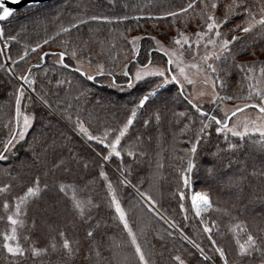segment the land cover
<instances>
[{
    "label": "trees",
    "instance_id": "trees-1",
    "mask_svg": "<svg viewBox=\"0 0 264 264\" xmlns=\"http://www.w3.org/2000/svg\"><path fill=\"white\" fill-rule=\"evenodd\" d=\"M189 2L50 0L33 5L30 10L26 7L17 9L15 16L0 24L4 28L3 37L15 36L16 41L28 47L48 40L36 58L16 61L17 45L7 53L10 61H16L14 73L20 76L30 71V78L35 81L31 87L26 84L22 99V109L34 119L25 140L16 143L7 153L8 159L0 160V187L9 186L7 192L0 193V233L10 231L8 212L2 207L5 200L11 205L13 198L22 195L37 176L41 187L46 183L48 189L39 198L30 200L20 217L23 225L18 226L17 233L21 246L26 249L24 255L12 256L0 246V264H137L130 238L114 207L109 205V180L150 264H178L174 261L177 255L185 260V264H222L210 244L209 234L203 232L201 219L211 227L212 238L224 247L230 264H261V252L238 256L235 242L237 238L244 242L251 233L264 244V149L257 143L259 134L253 133L243 139L229 134V140L225 141L221 134L209 129V137L201 140L198 146L195 158L198 167L190 174V183L186 187L180 171L186 165L181 157H186L185 150L191 146L189 142L195 140L201 117L188 103L191 99L186 91L180 90L174 82L160 89L157 96L151 97L138 110L128 133L122 138L121 157L103 161V155L107 154L105 147L88 139L75 126L79 116L93 135H102L106 128L115 129L127 120L139 98L150 90V84L160 81L156 77L146 78L129 89L123 76L124 66L128 65L130 76L134 67L149 60L173 69L172 65L167 66V57L158 50L156 42L160 37L172 40L177 29L194 33L198 26L202 27L198 15L201 10L199 0L187 13L175 18L164 15L185 7ZM244 2L257 13L264 6V0ZM229 3L231 0H218L215 15L222 17L225 5ZM90 16L108 19H87ZM77 19L86 22L67 33L60 31L75 24ZM244 21L243 14L234 15L222 26V31L229 33ZM133 34L141 37L136 41L135 51L130 43ZM232 35L243 38L231 46L232 55L227 61L221 59L214 66L226 82L223 90L217 88L220 96H233L234 99L201 103L205 113L218 118L222 116V103L242 106L245 102H259L255 94L252 100L245 98L248 84H256L257 74L264 64V34L257 27L250 33L233 31L226 38L230 40ZM74 47L78 58L84 59V65L96 70V65L102 64L105 75L87 80L75 71L78 65L70 55L65 57L67 68L56 63L58 57L55 55H48L41 65L35 66L42 62L43 52L71 53ZM186 55L190 53L186 52ZM233 56L236 63L245 62L247 66L256 62L254 73L247 74L253 75V80L245 79L246 72L235 66ZM0 65L2 141L15 125V91L21 80L3 66L1 54ZM29 66L32 67L28 70ZM109 71L116 77V84L122 87L112 86L106 75ZM214 78L213 74L210 81ZM38 94L48 101L47 105L38 100ZM228 143L238 147L229 149ZM129 151L133 155L129 156ZM101 165L108 180L99 175ZM219 171L228 174L229 181L221 185L215 183L211 178H222ZM125 179L128 182L121 183ZM60 183L74 184L80 199H91L93 206L85 210L83 217L73 210L71 191L62 193L58 190ZM180 191L185 193L183 200ZM194 192H207L213 204L201 216H196L191 207ZM173 221L175 226H172ZM212 221L216 222L215 225ZM236 224H240L243 230L234 229ZM89 230L93 232L92 237L87 235ZM60 232L70 241L73 255L69 256L62 248ZM191 241L199 244L211 259H205ZM32 247L46 251L33 256Z\"/></svg>",
    "mask_w": 264,
    "mask_h": 264
},
{
    "label": "snow or ice",
    "instance_id": "snow-or-ice-1",
    "mask_svg": "<svg viewBox=\"0 0 264 264\" xmlns=\"http://www.w3.org/2000/svg\"><path fill=\"white\" fill-rule=\"evenodd\" d=\"M13 4L18 3L19 0H12ZM36 3V0H29L26 3V10H30L33 5ZM201 5V10L199 12V18L202 23V27L198 26V30L194 33H186L180 29H177V35L172 38L173 47H165L159 41H157L158 50L163 52L164 56L167 57L166 64L174 65L175 71L169 67L162 66H154L152 61L149 60L148 63L142 64L136 68L134 74L130 76L128 71V65L124 66L123 76L126 78V86L131 89L135 84L141 81H146V78L156 77L160 82L155 84H150V90L147 91L141 98H139L138 103L131 109V114L128 116L127 120L120 125L119 127L112 129L106 128L102 135H93L89 128L85 126L83 120L80 119L79 116L76 118L75 126L78 131L85 135L88 139L92 141H98L100 145H103L107 150V154L103 155V161H109L112 157H121L122 152L120 150V145L122 138L126 136L129 131L130 126L134 122V118L137 115L139 109L143 108L145 103L151 98L155 97L159 94V90L164 88L170 82H174L179 85L180 90H183L185 87L184 82L192 85L195 83L193 79L190 78L186 69H195L197 73H203L205 75L204 83L208 84L211 76L214 74L215 78L211 80V86L213 88L212 102L222 99H234L233 96L221 97L217 88L223 90L226 87V82L220 77L218 74V69L214 66L215 62L220 61L221 59L227 61L229 56H231V46L234 42L241 40L243 37L232 35L231 39H227V35L233 31H240L242 33H250L259 27L262 30V34H264V6L259 9V12L252 11L249 7L246 6L244 0H231V3L225 5V12L222 17H217L215 12L218 6V0H199ZM197 4V0H190V2L183 8H179L177 11L164 13L166 16H171L173 18L177 17L179 14H184L189 11V9H193ZM238 10L240 12L238 13ZM243 14L245 16V21L242 25H237L235 28L229 30V33H225L222 31V26H224L234 15ZM16 15V10L13 7L6 6V0H0V24L8 22L10 18ZM87 19L89 20H107L108 17L101 16H90ZM86 21L83 19H77L75 24H70L68 27H63L60 29L61 32L67 33L70 29L75 28L79 24H83ZM175 22V21H174ZM4 28L0 26V37L4 36ZM194 38V39H193ZM15 36H9L8 40H15ZM141 39V37H133V50H136L135 42ZM152 39H155L154 37ZM204 43L205 53L200 56L201 63L189 62L185 64L184 62V46L187 45L189 49H192L195 46V50L193 51V57L199 55V46L201 43ZM44 44L48 43V40L43 41ZM67 42H65L66 44ZM211 45V51L207 50L208 46ZM5 47H7V42L5 43ZM41 47V44L37 43L35 47L31 50L36 51ZM2 51V50H0ZM28 55L27 49L25 50L22 56L18 58L23 60L25 56ZM48 55H55L58 57L56 63L63 65L67 68L69 65L65 63V57L70 55L72 59L76 60L77 67L75 71L81 73L83 76L87 78V80L92 81L96 79L98 76H104V66L102 64L96 65V70L92 73H89L87 70L83 68L84 59L78 58V52L74 47L71 53L65 51H59L55 53L46 52L42 53L41 59L47 57ZM136 57L133 56V59ZM212 60V63H209V60ZM233 63L235 66L246 72L245 79L253 80L255 77L253 75H247L254 73L255 71V61L252 62L253 66H247L245 62L236 63L235 57H232ZM13 64L16 63L15 60L12 61ZM91 64V61H88ZM2 67V65H0ZM32 66H29L31 68ZM169 73H172L169 75ZM260 73L264 76V64L260 67ZM30 71L25 72L23 75H20L19 80L24 83L20 85L19 88L15 91V125L12 127L11 132L4 140L0 141V160L8 159L7 153H9L20 141L25 140V134L28 132L30 126L32 125V121L34 117L28 114L26 111H22V99L25 96L24 84L29 85L31 87L35 81L30 78ZM106 75L111 79V84L114 87H122L121 85L116 84V77L114 74L109 71ZM57 83H63V81H57ZM260 81L257 80L256 84H259ZM256 84L249 83L248 84V94L245 98L246 100H252L253 94L259 98V102L253 103H243L242 107L237 106L234 110L225 111L221 107V111L224 113L222 116L218 118L217 115H213L211 113H205L204 108L201 106V103H195L193 100H189L188 103L194 108L201 117V126L196 135L194 141H190V148L186 149V157H181L182 162L186 165L180 169L181 178L183 180V184L187 187L190 183V174L194 171L198 165L195 162V158L198 154V146L201 140H204L209 137L210 132L209 129H214L215 133L221 134L225 141L229 140V134L231 137H239L241 139L246 136H250L253 133H258L260 140L257 141L259 146L264 149V89H261L256 86ZM32 91L35 92L36 89L33 87ZM83 94V93H82ZM198 96H203L204 93H198ZM38 100L47 105L48 101L37 95ZM31 99V97H29ZM26 107V106H24ZM253 108L257 110V118L254 120H248L245 118L242 126L233 122L231 125L229 121L236 117L238 113L243 112L245 109ZM183 115V113H181ZM207 119H204V117ZM68 119L71 120V115L68 116ZM157 119L159 116L157 115ZM191 119V118H190ZM148 123V121H145ZM7 128L8 125H5ZM238 147L232 143H228L229 149H235ZM129 156L133 155L132 152L127 153ZM35 155V153H34ZM61 163H63L61 161ZM211 171V169H209ZM101 177H104L105 180H108L107 174L103 171V165H101V171L99 173ZM121 175L123 172L121 171ZM128 181L122 180L121 183H127ZM48 189V185L45 183L43 187H41L40 178L37 176L36 179L32 182L30 186L26 188V190L22 193V195L16 196L13 198V203H10L5 200L3 202V209L8 212L7 221L10 224V231L5 233H0L2 236V246L7 253L12 256H23L26 249L23 248L19 242V237L17 233L18 226L23 225V220L20 217L25 213L27 204L33 198H39L44 191ZM9 190L8 185H4L0 187V193H5ZM58 190L62 193H67L71 191V201L73 210L81 217L85 214V210L89 207H92L91 199L82 200L77 195V187L74 184H65L60 183L58 185ZM138 190V189H137ZM107 191L110 196L109 205L110 207H114L115 213L118 214V220L122 222L123 229L126 230L127 236L130 238V244L134 248V255L137 258V264H150V261L146 258V254L138 242L137 234L133 231L132 227L129 224V220L127 217V212L125 208L122 206L121 201L117 197L116 189L113 187L112 182L109 180L107 182ZM181 200L184 199L185 193L180 191ZM143 195V194H142ZM151 199V197H148ZM181 209H184L183 203L180 205ZM191 207L195 211L196 216H201L202 212H205L213 207L210 196L207 192H194L191 196ZM11 209V211H9ZM201 224L204 225L203 232L208 233V239L210 241L211 246L214 249V252L218 254V258L222 261V264H230V261L227 257L224 247L218 245L217 241L212 238L211 232L212 229L209 225L201 219ZM215 225V221L211 222ZM172 226H175V222L173 221ZM233 228L237 231H241L242 226L240 224L233 225ZM60 237L63 240L62 248L66 251V253L70 256L73 255V248L71 246L70 241L67 238H64V233H59ZM89 237H92L93 232L89 230L87 232ZM188 239V237H184ZM28 239V237H25ZM237 246V255H251L253 252L259 251L262 253L261 264H264V244L259 242V238L252 235L251 233L247 234V238L244 242H241L240 239H236ZM193 246L199 250L201 255L205 256V259H211L205 255L203 248L195 241H191ZM53 250H55V244L52 245ZM46 249L31 248V253L33 256H38L41 253H44ZM99 255V253H97ZM174 261L178 262V264H185V260L182 259L179 255L174 257Z\"/></svg>",
    "mask_w": 264,
    "mask_h": 264
},
{
    "label": "rangeland",
    "instance_id": "rangeland-1",
    "mask_svg": "<svg viewBox=\"0 0 264 264\" xmlns=\"http://www.w3.org/2000/svg\"><path fill=\"white\" fill-rule=\"evenodd\" d=\"M149 16L155 17L154 15H149ZM130 37H131L130 43H131L132 48H133L132 38L136 37V34H133ZM173 37L174 36H172V38ZM158 39H159V42L161 44H163L165 47H173L172 40H169L168 38H162V37H160ZM0 40H2L4 43L7 42V47L5 49H3L1 47V45H0V50H2V51H0V54L2 56L3 66H5L10 71V73L15 75L17 77V79H19L18 78L19 76L14 73L13 63H12V61H10L8 59V58H11V57H9L7 55V53L10 51V49L13 47V45H14V47H15V45H17L19 47H22V48L18 47V54H16L15 57H14V58H17L16 61L20 60L18 57L22 56L26 49L28 51V55L25 56L24 58H36L37 53L41 52L44 49V43L43 42L39 43V44H41V47L39 49H37L36 51H32L31 49L33 47H35V45L32 46V47H28L27 45L19 43L16 40H8V38H5V37H0ZM135 45H136V42H135ZM194 50H195V46H193L192 49H189L187 45L184 46V49H183L184 57H183V59H184L185 64H188L189 62L201 63L200 56L203 55L205 53V50H206L205 46H204V43L202 42L201 45L199 46V55H197L195 57H193V51ZM207 50H209V51L213 50L212 46L209 45ZM186 52L190 53V55L187 56ZM209 63H212L211 59L209 60ZM152 64L154 66L165 67L162 63H152ZM172 66H173V71H175L174 65H172ZM83 68L85 70H87L89 73H92V72L95 71L94 69H91V68H89L88 66H86L84 64H83ZM136 68L137 67L133 68L132 74H134ZM186 71L189 74L190 78L195 81V83L192 84V85H189V84H187V82H184V84H185L184 90L188 94L189 98L191 100H193V98L195 97V99L193 101L197 102V103L204 102V101H210L211 102L212 101V95H213V88L211 86V81H209L208 84H205L204 83L205 75L203 73H197L195 69L187 68ZM257 80L260 81V83L257 84V87H259L261 89H264V76L261 75L260 71L257 74ZM26 89H27V86H26V84H24V90H26ZM201 92H203L204 95L203 96H198L197 94L201 93ZM221 107L225 111H227V110H234V108L237 107V105H233V104H229V103H222L220 105V111H221ZM22 111H24V109H22ZM221 113H222V115L224 114L222 111H221ZM245 118H247L248 120L256 119L257 118V110L253 109V108L245 109L243 112L238 113L236 117L232 118L229 121V123L231 125L233 122H235V123H237V124L242 126ZM219 173H220V177H222V178H218V177L211 178L215 183L221 185V184L226 183L227 181H229L228 174H226L225 172H220V171H219Z\"/></svg>",
    "mask_w": 264,
    "mask_h": 264
},
{
    "label": "water",
    "instance_id": "water-1",
    "mask_svg": "<svg viewBox=\"0 0 264 264\" xmlns=\"http://www.w3.org/2000/svg\"><path fill=\"white\" fill-rule=\"evenodd\" d=\"M48 1H50V0H36V3L34 5H39V4H42V3H46ZM28 2H29V0H19L18 3L13 4L12 0H6V6L13 7L15 10H17V9L22 8V7H26V3H28ZM43 53H46V52H43ZM43 62H44V58L42 59V62L40 64H36L35 66L41 65ZM167 66H169V65H167ZM29 69L30 68H28V70ZM22 83H23V81H20V85ZM240 107H242V106H240ZM14 124H15V113H14Z\"/></svg>",
    "mask_w": 264,
    "mask_h": 264
},
{
    "label": "built area",
    "instance_id": "built-area-1",
    "mask_svg": "<svg viewBox=\"0 0 264 264\" xmlns=\"http://www.w3.org/2000/svg\"><path fill=\"white\" fill-rule=\"evenodd\" d=\"M0 44H1V47L3 48V49H5L6 47H5V43L1 40L0 41Z\"/></svg>",
    "mask_w": 264,
    "mask_h": 264
},
{
    "label": "bare ground",
    "instance_id": "bare-ground-1",
    "mask_svg": "<svg viewBox=\"0 0 264 264\" xmlns=\"http://www.w3.org/2000/svg\"><path fill=\"white\" fill-rule=\"evenodd\" d=\"M1 41V40H0ZM1 45V44H0Z\"/></svg>",
    "mask_w": 264,
    "mask_h": 264
}]
</instances>
